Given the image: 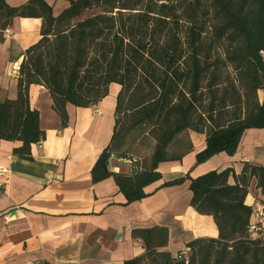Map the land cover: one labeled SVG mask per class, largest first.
Wrapping results in <instances>:
<instances>
[{
	"label": "trees",
	"instance_id": "obj_1",
	"mask_svg": "<svg viewBox=\"0 0 264 264\" xmlns=\"http://www.w3.org/2000/svg\"><path fill=\"white\" fill-rule=\"evenodd\" d=\"M55 16L45 0L11 7L0 0V42L15 18L42 21L41 39L19 68L18 95L0 101V140L20 142L14 155L32 160L31 148L45 142L39 112L29 89L42 86L53 101L62 128L69 125L67 105L91 108L121 87L110 145L92 169L93 183L113 178L126 205L150 196L146 189L162 180L159 165L181 161L193 150L188 138L180 153L170 148L190 131L205 135L197 164L226 153L233 156L244 133L264 129V0H64ZM102 10L76 22L87 12ZM146 128L155 142L149 161L139 159L131 175L110 170L113 157L134 160L122 151L125 135ZM233 176L235 184H229ZM264 195V167L246 165L189 176L163 187L190 182V206L213 218L219 236L187 244L188 261L173 258L166 228L134 230L145 254L125 264H264V241L249 234L253 210L246 204L250 182Z\"/></svg>",
	"mask_w": 264,
	"mask_h": 264
},
{
	"label": "crops",
	"instance_id": "obj_2",
	"mask_svg": "<svg viewBox=\"0 0 264 264\" xmlns=\"http://www.w3.org/2000/svg\"><path fill=\"white\" fill-rule=\"evenodd\" d=\"M31 0H7L20 7ZM55 16L69 3L45 0ZM42 21L15 18L0 42V101L18 95L19 68L25 52L41 39ZM121 87L112 84L109 95L91 108L67 105L69 125L63 129L47 89H29L31 108L39 112L46 140L31 148L32 160L19 159L20 142L0 140V264H125L145 254L134 230L166 228L173 258L187 252V244L202 238L217 239L210 216L191 206L190 182L163 187L189 176L196 179L211 171L232 169L236 177L246 165L264 167V129L244 133L233 156L218 154L197 164L206 149L205 135L189 132L193 150L181 161L159 165L162 180L146 189L149 197L126 205L113 178L93 183L92 169L110 145L115 129L117 97ZM264 105V91L258 93ZM98 111V113H96ZM110 170L132 174L120 158L110 160ZM229 184H235L233 176ZM246 204L254 213L264 210V195L253 178ZM264 226V219H263ZM188 255V254H187Z\"/></svg>",
	"mask_w": 264,
	"mask_h": 264
},
{
	"label": "rangeland",
	"instance_id": "obj_3",
	"mask_svg": "<svg viewBox=\"0 0 264 264\" xmlns=\"http://www.w3.org/2000/svg\"><path fill=\"white\" fill-rule=\"evenodd\" d=\"M102 10H94L87 12L76 20V22L83 21L89 17H92L97 14H101ZM189 133L182 135L174 146L170 148L171 155H176L180 153L181 147H186L188 144ZM190 139V138H189ZM155 149V142L149 136L146 128H138L137 130H131L128 134L125 135L122 151L129 157L141 160L143 163L149 161L152 157ZM189 252L188 255L189 256ZM151 264V263H148Z\"/></svg>",
	"mask_w": 264,
	"mask_h": 264
},
{
	"label": "built area",
	"instance_id": "obj_4",
	"mask_svg": "<svg viewBox=\"0 0 264 264\" xmlns=\"http://www.w3.org/2000/svg\"><path fill=\"white\" fill-rule=\"evenodd\" d=\"M98 113V111H96ZM122 163H125L131 167H133L136 163L137 160H129V159H121ZM254 222L251 223L250 229H249V234L252 240L255 241H264V226H263V219H264V210H259L256 213H254ZM188 250L186 253L178 255L177 259L179 261H188Z\"/></svg>",
	"mask_w": 264,
	"mask_h": 264
}]
</instances>
